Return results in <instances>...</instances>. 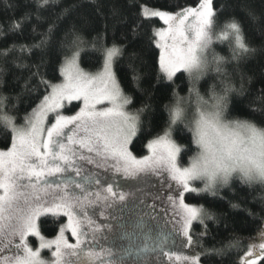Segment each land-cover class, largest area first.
<instances>
[{"label":"snow or ice","instance_id":"6c2138e0","mask_svg":"<svg viewBox=\"0 0 264 264\" xmlns=\"http://www.w3.org/2000/svg\"><path fill=\"white\" fill-rule=\"evenodd\" d=\"M55 2L36 0L37 11L26 12L13 20L9 32L22 31L25 21L33 14L41 20L40 10ZM176 7L179 10L175 13L141 8L144 18H158L166 27L154 34L155 46L160 49L159 71L154 78L146 81L143 69L136 67L134 53L129 59L132 81L146 97L135 113L127 110L133 100L122 90L113 69L124 49L115 44L106 48L102 71L91 74L79 66L80 50L88 43L100 47V34L86 41L82 25L87 22L78 21L62 36L57 35L60 22L71 14L70 9L58 14L47 30L39 33V41L30 45L13 43L0 49V57L12 56L15 67L28 72L22 94L39 93L40 100L24 117L23 126H17L12 117H0L11 134L10 146L0 150V264H119L111 259L114 253L110 248L101 246L97 250L92 246L93 241L99 243L97 233L103 229L111 231V226L98 224L94 217L107 220V210L117 203L126 206L132 195L115 179L117 176L124 180L153 176L167 189L166 199L173 210L170 217L173 232L182 237L174 241L178 250L160 249L169 262L204 264L212 256L238 249L239 237H233L222 248L207 247L202 241L211 235L208 222L214 223L217 217L201 206L186 203L185 197L204 193L216 196L234 178L243 184L257 181L264 184V128L248 120L228 118L229 94L241 93L243 84L236 89L225 74L222 93H214V102L203 109L200 107L203 99L196 88V81L209 70L224 74L225 57L214 54L210 62L205 55L214 37L220 41L232 37V60L239 61L254 54L256 49L248 45L234 18L216 32L218 13L214 0H197L195 6L177 4ZM249 15L257 19L254 11L250 10ZM110 17L113 23L121 20L120 9L113 7ZM104 23L107 31L108 17ZM32 31L36 33L35 26ZM3 34L0 29V35ZM54 38L63 56L58 68L63 79L59 83L54 82L58 79L55 75L49 79L40 71L48 62ZM124 39L131 42L126 33ZM37 53L38 63L24 62L25 56L31 58ZM184 73L189 76V98L195 95L198 102L193 121H185L180 105L187 98L179 97L175 91ZM145 82L148 88L144 87ZM160 89L172 90L176 104L163 106L168 113L163 135L148 140L149 154L138 158L131 146L145 125H151L155 118L151 99L153 92ZM5 99L0 93V107ZM16 99H20L19 94ZM255 100L259 104L250 105L251 110L264 114V88ZM74 101L80 102L79 110L65 114L66 106ZM180 122L192 132V143L197 149L187 167L179 163L180 154L187 146L182 147L173 138L174 133L183 135L176 127ZM84 165L97 171L89 173ZM197 180L203 181V188L194 186ZM232 207L240 206L232 204ZM248 215L256 218L251 211ZM48 217L59 220L57 234L51 239L42 231L50 222ZM260 219L261 242L251 243L246 257L257 252L264 257V217ZM194 224L198 232H193ZM72 239L75 243L70 242ZM44 250L50 254L48 258L42 255ZM244 264L255 261L245 258Z\"/></svg>","mask_w":264,"mask_h":264},{"label":"trees","instance_id":"16d2710c","mask_svg":"<svg viewBox=\"0 0 264 264\" xmlns=\"http://www.w3.org/2000/svg\"><path fill=\"white\" fill-rule=\"evenodd\" d=\"M196 3L197 0H56L55 3L40 10L41 20L38 21L33 14L30 20L25 21L22 31L9 32V26L13 20L21 18L26 12L37 11L36 0H0V29L4 33L0 35V49L9 48L13 43L30 45L39 41V33L45 32L58 14L65 9H70L71 14L60 22L57 35L62 36L71 24L78 21L87 22L82 25V35L86 41H92L100 34V47H93L91 43H88L80 50L81 67L88 72H96L102 68L106 48L112 47L113 44L122 47L124 53L114 62V71L122 90L133 100L128 109L135 113L146 97L132 81V72L128 66L129 59L134 53L137 58L136 67L143 69L146 81L154 78L159 71V49L155 46L154 30L163 25L158 18H144L141 8L151 7L175 13L179 10L176 7L177 4L182 7H191ZM214 4L218 13L216 30H220L225 22L234 18L240 24L248 45L255 48L256 52L237 61L231 59L230 42L234 47L232 40L224 41L222 45L217 46V51L213 52V55L225 57L226 63L222 65L224 74L209 70L200 79V95L207 97L210 92L221 94L226 74L227 79L236 89L239 90L241 84L244 86L241 93L229 94L228 118L248 120L255 123L257 127L264 128V114L253 112L250 108V105L258 106L259 102L255 100V97L260 89L264 88V0H214ZM113 7L120 9L122 17L115 23L110 17ZM250 10L255 12L257 19L254 20L249 15ZM105 17L109 18L107 31H105ZM34 26L36 33L32 31ZM125 33L131 38V42L124 39ZM12 60V56L7 59L0 57V93L7 97L3 106L0 107V117L9 116L15 122L23 123L24 117L40 103L39 93L22 94V84L28 72L15 67ZM62 61L63 56L59 54L57 41L54 38L51 42L48 62L41 67V73L49 79L55 75L58 79L54 82H59L61 77L58 68ZM24 62L38 63L39 53L31 58L25 56ZM177 84L179 86L175 91L178 96L186 97L190 86L186 73L183 74V80L177 81ZM144 87L148 88L147 82ZM18 94L19 100L16 99ZM175 100L176 97L172 95L170 89L153 92L151 103L156 116L151 125H145L133 141L131 149L134 155L137 157L146 155L148 140L155 138L157 134H163L168 120V113L163 106L174 105ZM79 103H73L67 111L77 110ZM176 127L182 131L183 135L174 133L173 138L182 147L187 146L180 154L179 163L181 166H186L196 154L197 149L192 143V132L185 127V124L180 122ZM10 139V132L6 131L3 122L0 121V150L10 146ZM186 199L217 217L214 223L208 222L211 235L202 241L207 247L222 248L233 237L240 238L238 249L230 250L223 256H212L204 264H242L240 258L247 250V242L261 227L260 217H264V184L257 181L248 185L234 178L230 186L221 188L216 196L209 193L188 194ZM232 204H239L240 207L233 208ZM248 211L254 213L256 218L248 215ZM47 219L50 222L43 226L42 231L46 238H52L57 234L59 220H53L52 217ZM198 231V226L194 224L193 232ZM257 264H264V257Z\"/></svg>","mask_w":264,"mask_h":264},{"label":"rangeland","instance_id":"374dc122","mask_svg":"<svg viewBox=\"0 0 264 264\" xmlns=\"http://www.w3.org/2000/svg\"><path fill=\"white\" fill-rule=\"evenodd\" d=\"M148 8L161 10L151 7ZM165 27L166 25L164 24L162 26H158L157 28H155L154 34L158 29ZM219 31L220 30H216L217 33ZM229 40L233 41L232 37H229ZM223 42L224 41L216 40L214 37L213 43L205 53L207 59L210 62H212L213 60V52H216L217 46L222 45ZM79 66L83 71L88 72L81 67L80 61ZM102 68L96 72L88 73L96 74L102 71ZM204 75H202L200 79L203 78ZM62 79L63 78L61 77V80L59 82H61ZM200 79L196 81V88L199 91V94ZM213 94V92H210L207 97L200 95V97H202L203 99V103L200 104V107L202 109L207 108L214 102ZM182 98H187L184 99L180 105L184 109L185 121H193L196 116V110L198 106L197 98L195 95L189 98V92L186 97ZM73 103L78 102L74 101ZM69 108L70 105L66 106L65 114H73L75 111L79 110L78 108L75 111H67V109ZM127 110L131 112L129 109ZM15 123L17 124V126H23L24 124V122ZM148 154L149 153L147 150L146 155ZM190 163L183 167L189 166ZM84 166L89 173L92 171H97L90 165ZM115 179L119 181V183L127 190H130L132 195L128 198V204L126 206H121L119 203H117L111 209H108L106 212V214L108 215L107 220L101 219L98 215L94 217L98 224H107L111 226V231H109L108 229H103L101 232L97 233L96 235L99 243L93 241L92 246L97 250H99L101 246L110 248L114 253L111 259L118 261L119 264H174V262H169L160 251L161 248L173 251L178 250L175 247L174 241L182 239V237L173 232V222L170 219L173 210L170 208L169 202L166 199L167 189L161 185L156 177L153 176L142 177L137 180H124L122 177L117 176L115 177ZM193 184L194 186L199 188H203L204 186L203 181L200 180L194 181ZM187 195L188 194H186V196ZM185 201L186 203L192 204L187 201L186 197ZM97 211H99V209ZM153 217H155V219H153ZM67 235L70 236V233H68ZM30 240H34V238L30 237ZM70 242L75 243V240L72 239L70 240ZM259 242L261 241L259 239V233L257 231V233L247 242V250L240 258V262L242 264H244L245 258L249 261L254 260L255 264L260 261L262 257L258 254V252L252 257H246V253L251 243ZM36 243L38 244V241H36ZM185 251L187 250L185 249ZM42 255L45 258H48L50 254L47 250H44L42 251Z\"/></svg>","mask_w":264,"mask_h":264}]
</instances>
